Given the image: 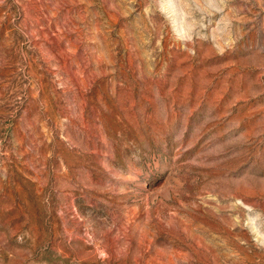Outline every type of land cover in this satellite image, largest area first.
<instances>
[{
	"label": "rangeland",
	"instance_id": "obj_1",
	"mask_svg": "<svg viewBox=\"0 0 264 264\" xmlns=\"http://www.w3.org/2000/svg\"><path fill=\"white\" fill-rule=\"evenodd\" d=\"M0 264H264V0H0Z\"/></svg>",
	"mask_w": 264,
	"mask_h": 264
}]
</instances>
